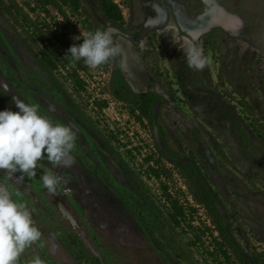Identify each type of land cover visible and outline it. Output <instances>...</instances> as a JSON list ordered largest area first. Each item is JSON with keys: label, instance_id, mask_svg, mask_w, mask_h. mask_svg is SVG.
I'll use <instances>...</instances> for the list:
<instances>
[{"label": "rangeland", "instance_id": "obj_1", "mask_svg": "<svg viewBox=\"0 0 264 264\" xmlns=\"http://www.w3.org/2000/svg\"><path fill=\"white\" fill-rule=\"evenodd\" d=\"M16 1L27 10V0ZM76 1L64 7L71 28L54 36L45 18V32L59 56L53 76L80 114L0 19V110L18 111V96L75 133L69 168L45 157L33 177L0 170V187L25 204L42 234L18 264L34 256L44 264H239L193 199L195 183L170 162L188 159L224 227L264 264V0H112L119 28L97 0ZM97 29L112 33L122 55L95 69L72 63L67 49L82 42L73 37ZM186 40L210 58L203 70L187 66L179 49ZM114 69L133 93L159 96L154 121L166 145L113 96ZM49 170L61 178L54 196L39 179Z\"/></svg>", "mask_w": 264, "mask_h": 264}, {"label": "clouds", "instance_id": "obj_2", "mask_svg": "<svg viewBox=\"0 0 264 264\" xmlns=\"http://www.w3.org/2000/svg\"><path fill=\"white\" fill-rule=\"evenodd\" d=\"M73 39H82V42L67 49L66 55L71 57L72 63L83 61L95 69L122 55L121 46L107 30L97 29ZM179 49L190 69L201 71L210 62L193 40H186ZM11 102L18 111L0 110V170L9 177L16 173L33 177L38 161L45 157L53 167H71L74 163L71 154L75 147L74 131L40 115L36 104L25 103L18 96H13ZM39 179L43 188L54 196L61 178L49 170ZM41 235L25 204L13 200L7 189L0 187V264H18L21 254L40 241ZM28 264H44V261L34 256Z\"/></svg>", "mask_w": 264, "mask_h": 264}, {"label": "trees", "instance_id": "obj_3", "mask_svg": "<svg viewBox=\"0 0 264 264\" xmlns=\"http://www.w3.org/2000/svg\"><path fill=\"white\" fill-rule=\"evenodd\" d=\"M97 2L110 24L115 28H119L122 16L115 3L112 0H97ZM76 4V0H27L26 10L16 0H0V19L26 49L39 69L45 73L51 90L56 91L63 105L74 113L80 114V110L75 102L53 76L52 71L56 66L59 56L51 39L48 38L47 32H45L47 26L45 18L53 23L54 36L56 33L54 31L69 30L72 24L68 19L64 7L67 5L76 6ZM40 16L44 19L39 20L37 17ZM39 46H41V49H39ZM110 88L111 93L117 100L132 106L139 119L146 121L152 129H156L157 135L166 145L164 132L154 121L155 106L160 100L159 96L149 92L133 93L118 78L116 69H114L111 75ZM170 162L195 183L196 189L192 192L193 199L203 206L212 217L222 241L229 247L236 261L239 264H259L257 258L243 251L229 229L224 227L216 206V199L210 188L205 185L195 162L192 159H188V163L186 164ZM171 217L174 221L176 220L175 215Z\"/></svg>", "mask_w": 264, "mask_h": 264}, {"label": "bare ground", "instance_id": "obj_4", "mask_svg": "<svg viewBox=\"0 0 264 264\" xmlns=\"http://www.w3.org/2000/svg\"><path fill=\"white\" fill-rule=\"evenodd\" d=\"M51 199V198H50Z\"/></svg>", "mask_w": 264, "mask_h": 264}]
</instances>
